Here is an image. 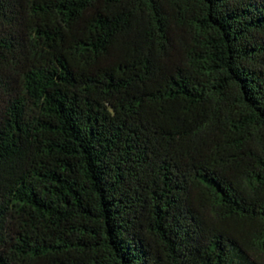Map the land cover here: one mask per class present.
<instances>
[{
  "label": "trees",
  "instance_id": "16d2710c",
  "mask_svg": "<svg viewBox=\"0 0 264 264\" xmlns=\"http://www.w3.org/2000/svg\"><path fill=\"white\" fill-rule=\"evenodd\" d=\"M0 264H264V0H0Z\"/></svg>",
  "mask_w": 264,
  "mask_h": 264
}]
</instances>
